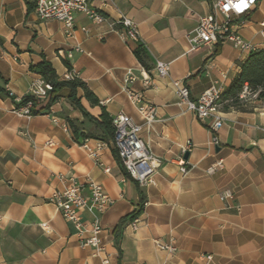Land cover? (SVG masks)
<instances>
[{
  "label": "crops",
  "instance_id": "1",
  "mask_svg": "<svg viewBox=\"0 0 264 264\" xmlns=\"http://www.w3.org/2000/svg\"><path fill=\"white\" fill-rule=\"evenodd\" d=\"M87 1L103 20L77 13L67 36L61 22L36 16L33 0H0V75L13 95H0V264H102L90 247L79 245L71 223L49 200L70 175L96 181L113 199L100 217L109 264H264V99L241 94L247 110H220L223 123L213 131L210 119H197L179 102L171 83L181 80L195 99L214 81L228 86L237 62L246 58L230 43L188 50L187 33L216 0ZM121 16L135 24L137 40L124 34ZM263 18L261 0L240 29L246 41L261 43ZM137 44L147 55V66L133 54ZM42 55L59 79L71 69L86 83L98 104L86 100L80 88L77 97L90 116L98 118L102 109L110 116L122 112L142 125L140 137L160 160L151 182L139 187L110 143L103 141L98 162L79 147L83 136L73 132L67 119L79 131H101L70 101L67 88L47 109V98L36 101L37 114L13 112L38 76L29 65ZM158 61L168 63L167 76L157 74ZM127 71L136 78L124 84ZM125 88L153 108L150 122ZM48 140L52 145L45 144ZM184 148L188 157L181 174L176 159ZM219 160L221 166L207 172ZM140 191L144 207L138 226L125 222L116 246L115 228L137 209ZM223 191L232 197L222 200ZM87 218L83 213L82 219ZM41 222L48 223L49 232ZM154 239L173 251L158 249Z\"/></svg>",
  "mask_w": 264,
  "mask_h": 264
},
{
  "label": "built area",
  "instance_id": "2",
  "mask_svg": "<svg viewBox=\"0 0 264 264\" xmlns=\"http://www.w3.org/2000/svg\"><path fill=\"white\" fill-rule=\"evenodd\" d=\"M259 1L261 0H216L212 5L211 12L200 16L195 27L187 33L188 50L195 51L203 46L218 43H230L246 54L264 48V18L259 22L261 39L259 45L246 41L240 34V29L247 23V15L253 11ZM33 5L34 12L40 20L54 19L61 22L63 32L67 36L71 35L75 28V14L77 13L86 15L94 22L103 20V16L87 0H33ZM118 22L122 25L124 34L129 39H138L137 28L129 18L121 16ZM81 29L86 31L84 27ZM75 50L80 51L81 49L75 47ZM67 56H71L70 51ZM155 70L159 76H167L169 65L158 61ZM73 78H75V73L71 69L63 77L64 80H72ZM135 78L130 71H127L124 84L133 81ZM171 83L179 102L184 104L186 109L192 112L197 119H210V128L213 131L222 125L223 118L220 112L221 92L224 89L222 82L214 81L195 99L190 98L189 89L184 82L174 79ZM51 89V84L38 75L29 85L26 95L28 99L22 105L13 106V112L20 116H32L33 103L46 99ZM126 90L129 98L143 115L144 120L150 122L154 117L153 108L140 95ZM243 93H247L246 90ZM111 124L112 139L110 144L116 150L121 165L139 187L145 186L151 182V176L160 166V160L150 152L140 137L142 125L122 112L112 116ZM262 128L264 131V125ZM213 140L216 143L215 138ZM45 144L52 145V141L48 140ZM104 145L103 141L89 137H83L79 143V147L95 162H98L100 151ZM186 150L188 148H184L182 155L187 152ZM182 155L176 159V163L180 173L184 174L186 168ZM221 164L220 160L217 161L207 169V172H212ZM104 171L109 172V169L105 167ZM231 197L230 191H223L220 194L222 200ZM49 200L55 205L62 218L71 223L79 245L90 247L93 255L100 256L102 264H109V255L105 252L100 236L103 231L100 217L112 205L113 199L103 186L87 177L80 179L70 175L63 188L55 190ZM83 213L88 215L87 219H82ZM129 224L133 229H136L138 226L137 217L129 221ZM40 226L45 232H49L47 222H41ZM153 242L158 249L173 251L171 245L163 244L158 239H154ZM206 258L210 259V256H206Z\"/></svg>",
  "mask_w": 264,
  "mask_h": 264
},
{
  "label": "trees",
  "instance_id": "3",
  "mask_svg": "<svg viewBox=\"0 0 264 264\" xmlns=\"http://www.w3.org/2000/svg\"><path fill=\"white\" fill-rule=\"evenodd\" d=\"M31 6L28 4V9ZM134 56L138 61L143 65H146L147 55L142 48L141 44L133 49ZM68 69L70 65L64 61ZM238 72L231 80V82L226 86L221 92V107L220 110L235 109L244 111L247 110L246 101L241 97V94L246 90L248 95L254 96V99L263 100L264 99V48H260L256 51L250 52L247 54L246 58L243 61L237 62ZM29 70L40 75L46 82L50 83L52 89L49 91L47 96V102L44 109L49 108L58 98V92L67 88L69 90L68 98L70 101L81 110L84 116H86L90 121H92L99 129L100 133H90L79 131L78 126L71 119H67L70 127L73 132H77L83 137H89L94 139H99L106 143H110L112 139V124L110 116L104 109L101 110V113L98 118L90 116L82 107L80 99L77 97V89L80 88L83 92V97L88 100L91 104H98L97 98L89 90L86 83L79 79L73 78L72 80L59 79L55 73L54 68L51 63L45 59L42 55L41 60L35 64L29 65ZM7 81L0 75V95H6L13 99V95L6 88ZM247 93H245L247 95ZM28 99V96L16 104V106L22 105ZM35 102L31 109L32 114H37L41 109H35ZM111 145V144H110ZM111 150L115 158L119 161L118 155L114 147L111 145ZM120 162V161H119ZM141 193V191H140ZM144 207V197L141 193L140 202L136 210L132 211L125 217L121 218L115 228V245H118V230L120 227L127 221H131L135 217L139 216Z\"/></svg>",
  "mask_w": 264,
  "mask_h": 264
},
{
  "label": "water",
  "instance_id": "4",
  "mask_svg": "<svg viewBox=\"0 0 264 264\" xmlns=\"http://www.w3.org/2000/svg\"><path fill=\"white\" fill-rule=\"evenodd\" d=\"M184 159H186L188 157V153L185 152L184 155H183Z\"/></svg>",
  "mask_w": 264,
  "mask_h": 264
}]
</instances>
